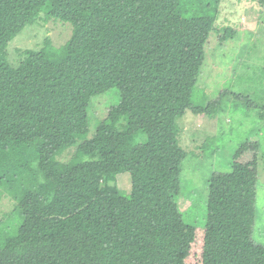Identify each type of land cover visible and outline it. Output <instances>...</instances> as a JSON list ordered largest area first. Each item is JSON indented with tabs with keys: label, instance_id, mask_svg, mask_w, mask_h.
Segmentation results:
<instances>
[{
	"label": "trees",
	"instance_id": "1",
	"mask_svg": "<svg viewBox=\"0 0 264 264\" xmlns=\"http://www.w3.org/2000/svg\"><path fill=\"white\" fill-rule=\"evenodd\" d=\"M219 4L0 0V189L22 218L0 264H264L253 239L259 142L241 144L232 170L208 180L203 227L188 224L177 203L188 157L177 121L218 103L192 102L212 36L234 43L245 32L241 23L218 27ZM44 11L70 23L72 37L11 66L10 43ZM112 89L119 103L79 142L92 100ZM71 147L70 161L56 159ZM124 173L129 196L117 187Z\"/></svg>",
	"mask_w": 264,
	"mask_h": 264
},
{
	"label": "rangeland",
	"instance_id": "2",
	"mask_svg": "<svg viewBox=\"0 0 264 264\" xmlns=\"http://www.w3.org/2000/svg\"><path fill=\"white\" fill-rule=\"evenodd\" d=\"M219 8L218 27H234L241 23L245 32L241 40L234 43H221L217 33L212 36L207 62L202 68L204 72L194 88L192 102L201 108L217 100L218 103L207 115L199 117L188 112L177 121L180 145L188 153L183 162L181 194L177 203L188 224L203 227L207 215L208 180L213 173L232 170L233 155L241 144L257 141L261 148L253 239L264 245V6L260 0H220ZM72 29L70 23L48 18L44 11L35 24L28 25L10 43L7 61L17 67L25 51H38L48 44L60 49L72 37ZM119 99V91L112 89L92 100L90 133L80 137L79 142L92 138L97 125ZM125 124L122 120L118 129ZM137 141L141 142L142 136ZM75 152L76 147L68 148L56 159L68 162ZM40 180L43 179L40 177ZM116 181L122 195L129 196L131 175L120 174ZM21 223L17 201L0 189V247L6 239L17 234Z\"/></svg>",
	"mask_w": 264,
	"mask_h": 264
}]
</instances>
